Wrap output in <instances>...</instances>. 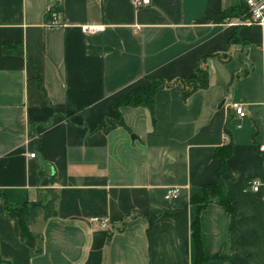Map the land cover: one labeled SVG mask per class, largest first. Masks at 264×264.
Returning a JSON list of instances; mask_svg holds the SVG:
<instances>
[{
  "label": "crops",
  "instance_id": "1",
  "mask_svg": "<svg viewBox=\"0 0 264 264\" xmlns=\"http://www.w3.org/2000/svg\"><path fill=\"white\" fill-rule=\"evenodd\" d=\"M241 3L0 0V193L13 204L59 195L57 214L31 226L39 254L0 198L1 264H194L190 199L216 182V149L231 138L235 213L215 201L200 212L205 264H264V24L218 19ZM49 5L61 24H47ZM208 53L227 59H207V88L187 100L179 85L161 89L154 117L116 109L147 76L191 77Z\"/></svg>",
  "mask_w": 264,
  "mask_h": 264
},
{
  "label": "trees",
  "instance_id": "2",
  "mask_svg": "<svg viewBox=\"0 0 264 264\" xmlns=\"http://www.w3.org/2000/svg\"><path fill=\"white\" fill-rule=\"evenodd\" d=\"M51 9L60 11V7L57 5H53L50 10L48 9L46 13L47 23H49V21L52 19ZM245 13L246 6L242 1L239 6L224 9L219 14L218 19L220 21H223L234 16H243ZM211 55L220 56L222 60L227 59L220 53L202 54L196 66V74L188 78H177L174 80H170L163 77L147 76L149 84L146 86H137L130 94L125 95L117 100V102L115 103L116 109L119 110V108L123 105L145 106L149 108L152 116L154 117L155 98L157 93L163 88H169L177 85H179L182 89L184 100H187L193 93H195L199 89L207 88L210 85V71L206 62ZM118 121L119 124L129 129L127 124L124 122L121 114ZM226 132L229 134L228 129H226ZM232 149V138L229 140V142L216 149L215 155L221 160V165L216 172V182L203 185V193L201 195H194L190 199L193 204L197 205V215L192 222V235L196 252V259L194 264H205L211 258L205 255L203 251L200 223V212L202 211V209L205 208L209 203L215 201L223 205L229 213H235L233 198L230 196L224 181L226 161L231 156ZM52 178L54 181L55 176L53 175ZM58 196L59 195L55 188H49L41 191L39 199L35 201H25L19 204H13L8 200L4 193H0V198H2L4 202L5 211L9 215L16 216L19 219L21 238L27 245H29L33 254L41 253L43 251V247L41 243L42 235L40 233L34 232L31 226L37 221L40 216L48 219L57 214Z\"/></svg>",
  "mask_w": 264,
  "mask_h": 264
},
{
  "label": "built area",
  "instance_id": "3",
  "mask_svg": "<svg viewBox=\"0 0 264 264\" xmlns=\"http://www.w3.org/2000/svg\"><path fill=\"white\" fill-rule=\"evenodd\" d=\"M246 6V13L242 17H238L236 23L240 24H252V23H259L264 24V0H242ZM137 6H145L151 3V0H135ZM53 5H49V10L52 8ZM52 10V9H51ZM52 19L47 23L48 25H58L61 24L62 21L60 20V11L52 10L51 11ZM83 31L85 32H96L100 28L97 25H85L82 27ZM236 113L240 116H246V110L244 105L240 102H233L232 103ZM37 154L36 151H32L30 153L31 157H35ZM249 185L254 189L258 190L259 182L257 180H250ZM178 195V188L176 187H169L166 192V197L169 199H173ZM93 221L98 222L101 227H108V224L105 220H101L97 216L92 217Z\"/></svg>",
  "mask_w": 264,
  "mask_h": 264
},
{
  "label": "rangeland",
  "instance_id": "4",
  "mask_svg": "<svg viewBox=\"0 0 264 264\" xmlns=\"http://www.w3.org/2000/svg\"><path fill=\"white\" fill-rule=\"evenodd\" d=\"M235 17H236V16H235ZM238 17H242V16H237V18H238Z\"/></svg>",
  "mask_w": 264,
  "mask_h": 264
},
{
  "label": "water",
  "instance_id": "5",
  "mask_svg": "<svg viewBox=\"0 0 264 264\" xmlns=\"http://www.w3.org/2000/svg\"><path fill=\"white\" fill-rule=\"evenodd\" d=\"M132 137L134 138L135 136L133 135Z\"/></svg>",
  "mask_w": 264,
  "mask_h": 264
}]
</instances>
